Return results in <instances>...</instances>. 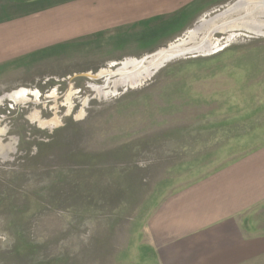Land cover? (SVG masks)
Wrapping results in <instances>:
<instances>
[{"label": "rangeland", "instance_id": "374dc122", "mask_svg": "<svg viewBox=\"0 0 264 264\" xmlns=\"http://www.w3.org/2000/svg\"><path fill=\"white\" fill-rule=\"evenodd\" d=\"M83 1L0 0V29ZM234 1L141 14L125 34L155 46L106 30L0 56V264H164L158 208L264 147L263 0L216 16ZM239 217L264 233V200Z\"/></svg>", "mask_w": 264, "mask_h": 264}, {"label": "crops", "instance_id": "0c3cea01", "mask_svg": "<svg viewBox=\"0 0 264 264\" xmlns=\"http://www.w3.org/2000/svg\"><path fill=\"white\" fill-rule=\"evenodd\" d=\"M85 0L78 10L67 6V16L37 17L32 25H8L0 29V56L33 53L75 42L91 33L107 31L108 48L155 46L154 38L128 34L139 25L141 14L161 10L169 0ZM156 3V4H154ZM155 7L152 9V7ZM73 9H72V8ZM59 8V7H58ZM110 19L92 17L100 12ZM60 9L52 12L59 13ZM56 14V13H55ZM61 27V23H67ZM65 28V29H64ZM136 29H139L136 27ZM136 35V36H135ZM136 49H139L136 48ZM134 56L130 51L125 54ZM264 200V147L248 153L198 183L192 190L168 197L153 214L156 232L164 239L161 249L164 264H264V233H252L241 223L240 215ZM159 215V216H158ZM159 253V255H160Z\"/></svg>", "mask_w": 264, "mask_h": 264}, {"label": "water", "instance_id": "95a60500", "mask_svg": "<svg viewBox=\"0 0 264 264\" xmlns=\"http://www.w3.org/2000/svg\"><path fill=\"white\" fill-rule=\"evenodd\" d=\"M244 2H245L244 0H235L233 3L229 4L228 6H226V7L222 10V12L219 13L218 15H216V16H221V15L224 16V15H226V14H229V13L233 12V11L236 10V9H241V8H239V7H241L242 5H244ZM259 5H260V6L255 7V9H254L253 11H257V10H259V9H263V8H264V0H263ZM232 14H234V12H233ZM214 19H216V17H215ZM211 20H213V18H212V19H209V20H205V21H200L199 26L195 27L194 29H199V28H201V26H202L204 23L210 22ZM194 29H193V30H194ZM240 29H245V28H240ZM245 31H248V33H251V34H252V33H255L254 31H249V30H247V29H245ZM261 33H264V27H263V29H262V32L257 33V34H261ZM168 48H169V47H168ZM171 58H172V57H171ZM171 58H168V59H166L165 61H167V60H169V59H171ZM165 61H163L160 65H157V66L154 68V70L160 68L161 65H163V63H164ZM152 69H153V68H152ZM152 72H153V70H152ZM85 75L90 76L89 74H85ZM94 77H95V76H94Z\"/></svg>", "mask_w": 264, "mask_h": 264}, {"label": "bare ground", "instance_id": "6f19581e", "mask_svg": "<svg viewBox=\"0 0 264 264\" xmlns=\"http://www.w3.org/2000/svg\"><path fill=\"white\" fill-rule=\"evenodd\" d=\"M245 1V0H244ZM262 14H264V12H262ZM248 28V27H247ZM249 29V28H248ZM263 29V28H262ZM262 29L261 30H254V32H257V33H260V32H262ZM163 55H165V54H163ZM161 58H162V56H161ZM158 60H159V58H158Z\"/></svg>", "mask_w": 264, "mask_h": 264}]
</instances>
